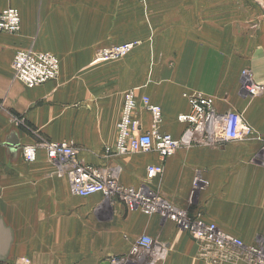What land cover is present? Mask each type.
Here are the masks:
<instances>
[{"label":"crops","instance_id":"0c3cea01","mask_svg":"<svg viewBox=\"0 0 264 264\" xmlns=\"http://www.w3.org/2000/svg\"><path fill=\"white\" fill-rule=\"evenodd\" d=\"M14 7L17 33H0V264H108L146 234L166 247L163 264H248L240 250L205 247L172 221L95 193L73 194L67 176L38 148L68 141L76 158L114 170L121 184L146 185L190 216L213 222L246 244L264 240V166L255 139L155 151H113L124 94L134 89L161 108V132L178 138L187 95L240 113L264 137V92L248 96L241 71L264 84V0H0ZM148 27H143V19ZM136 42L126 56L93 62L111 43ZM18 50L50 52L56 78L26 88L15 76ZM139 132L151 128L138 108ZM162 173L145 176L148 165ZM204 181L189 203L192 181Z\"/></svg>","mask_w":264,"mask_h":264},{"label":"built area","instance_id":"2783aa9c","mask_svg":"<svg viewBox=\"0 0 264 264\" xmlns=\"http://www.w3.org/2000/svg\"><path fill=\"white\" fill-rule=\"evenodd\" d=\"M20 29L19 12L14 7L0 10V33H17ZM136 42H123L100 49L93 62L118 59L125 56ZM12 67L15 78L26 88H34L57 77L59 60L50 52L18 50L15 52ZM241 87L250 97L264 92V84L256 83L249 70L241 71ZM189 111L177 116L185 124L178 138L159 129L162 120L161 108L150 102L147 95L137 97L134 89L128 90L123 97L119 120L116 125V139L113 151L106 152L124 155L135 151H155L160 158L172 155L177 148L193 144L219 145L229 141L255 139L258 145L259 162L264 166V137L237 112L218 113L214 99L200 93L187 95ZM138 108L149 113L151 128L139 132ZM38 148H43L52 163L67 176L70 191L80 197L99 193L105 199L119 201L129 209L140 210L146 215H157L163 220L172 221L178 228L187 231L205 247L217 251L240 250L248 264H264V240L246 244L232 234L221 230L213 222L198 216H190L185 209L179 208L155 190L142 185L139 187L123 185L114 170H105L80 162L76 158V148L72 142L42 140L22 148L26 162H33ZM162 173L161 164L148 165L145 176L148 180ZM204 181L195 177L192 181L189 203L195 192L200 190ZM164 244L142 234L129 246L125 253L109 256L108 264H163L166 256Z\"/></svg>","mask_w":264,"mask_h":264},{"label":"rangeland","instance_id":"374dc122","mask_svg":"<svg viewBox=\"0 0 264 264\" xmlns=\"http://www.w3.org/2000/svg\"><path fill=\"white\" fill-rule=\"evenodd\" d=\"M143 22H144V26H143V27H148V26H147V25H148V22H147V20H146L145 18L143 19ZM114 44H115V43H114ZM114 44L111 43V44L108 45V46H111V45H114ZM118 44H120V43H118ZM104 47H107V46H103V47H101V48H99V49L97 50V52H96V54H95V57H96L98 51H99L100 49L104 48ZM134 47H135V46H133L131 50H133ZM131 50H130V51H131ZM31 51H32V50H31ZM130 51H129V52H130ZM34 52H35V51H34ZM129 52H128V53H129ZM126 55H127V54H126ZM126 55H125V56H126ZM95 57H94V58H95Z\"/></svg>","mask_w":264,"mask_h":264}]
</instances>
